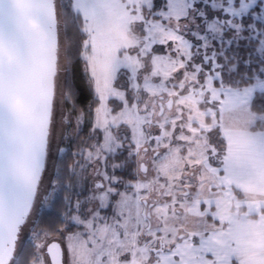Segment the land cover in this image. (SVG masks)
Returning <instances> with one entry per match:
<instances>
[{"label": "snow or ice", "instance_id": "snow-or-ice-1", "mask_svg": "<svg viewBox=\"0 0 264 264\" xmlns=\"http://www.w3.org/2000/svg\"><path fill=\"white\" fill-rule=\"evenodd\" d=\"M0 264H264V0H0Z\"/></svg>", "mask_w": 264, "mask_h": 264}, {"label": "trees", "instance_id": "trees-1", "mask_svg": "<svg viewBox=\"0 0 264 264\" xmlns=\"http://www.w3.org/2000/svg\"><path fill=\"white\" fill-rule=\"evenodd\" d=\"M73 35H74V30L72 29L71 24L69 23L66 39L69 42H71V40L73 39ZM77 83L80 88V95L78 97L77 104L79 107H83L84 105L88 103V100L91 98V94L88 91L87 87L84 85L82 79L78 80ZM66 159L69 163H71V157H67ZM30 252H31V248L27 247L24 251V256L22 257V259L23 258L30 259V256H29Z\"/></svg>", "mask_w": 264, "mask_h": 264}, {"label": "rangeland", "instance_id": "rangeland-1", "mask_svg": "<svg viewBox=\"0 0 264 264\" xmlns=\"http://www.w3.org/2000/svg\"><path fill=\"white\" fill-rule=\"evenodd\" d=\"M157 5L162 3V0H156Z\"/></svg>", "mask_w": 264, "mask_h": 264}]
</instances>
